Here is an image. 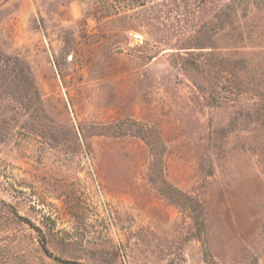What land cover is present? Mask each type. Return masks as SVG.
<instances>
[{
  "label": "rangeland",
  "instance_id": "1",
  "mask_svg": "<svg viewBox=\"0 0 264 264\" xmlns=\"http://www.w3.org/2000/svg\"><path fill=\"white\" fill-rule=\"evenodd\" d=\"M0 264H264V0H0Z\"/></svg>",
  "mask_w": 264,
  "mask_h": 264
},
{
  "label": "built area",
  "instance_id": "2",
  "mask_svg": "<svg viewBox=\"0 0 264 264\" xmlns=\"http://www.w3.org/2000/svg\"><path fill=\"white\" fill-rule=\"evenodd\" d=\"M128 35L136 45H141L143 43V39L141 35H137L132 32H130Z\"/></svg>",
  "mask_w": 264,
  "mask_h": 264
}]
</instances>
